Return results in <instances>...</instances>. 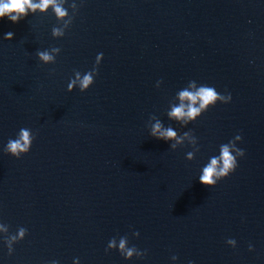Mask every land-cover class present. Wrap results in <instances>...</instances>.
I'll use <instances>...</instances> for the list:
<instances>
[{
	"label": "water",
	"instance_id": "water-1",
	"mask_svg": "<svg viewBox=\"0 0 264 264\" xmlns=\"http://www.w3.org/2000/svg\"><path fill=\"white\" fill-rule=\"evenodd\" d=\"M74 2L60 38L51 9L0 19V223L27 229L11 255L0 233V264H264V0ZM51 47L56 62L43 64L36 52ZM100 53L94 83L68 92ZM192 80L231 101L182 127L166 113ZM152 115L193 132L194 159L187 141L172 150L150 136ZM21 128L35 139L16 158L4 148ZM238 134L235 171L203 185ZM123 236L146 255L105 252Z\"/></svg>",
	"mask_w": 264,
	"mask_h": 264
},
{
	"label": "clouds",
	"instance_id": "clouds-1",
	"mask_svg": "<svg viewBox=\"0 0 264 264\" xmlns=\"http://www.w3.org/2000/svg\"><path fill=\"white\" fill-rule=\"evenodd\" d=\"M68 4V7L65 5ZM68 8L71 9L69 14ZM51 9L58 25L51 30V35L54 38H60L65 35V30L68 29L78 12V6L74 2L68 3V0H0V19L7 17L11 22L18 23L20 20L27 17L30 13L37 12L45 14ZM14 33L8 32L4 35L5 40H12ZM60 48L51 47L47 50H37L36 56L43 64H52L56 62V56L60 53ZM103 58L100 53L96 57V63L92 70L81 74L79 71L74 73V78L70 80L67 86L68 92H72L74 88L78 87L81 92L86 91L93 83L94 77L98 74V66ZM161 82H157L159 87ZM231 101V94H221L214 87L200 84L195 80L189 81L187 86L179 90L173 100L169 103V110L166 115L169 120H174L182 127L194 122L210 107L220 103H229ZM149 133L151 137L159 140H164L170 143V148L176 150L177 147L187 144L192 146V151L186 155L187 160H192L195 153L199 151L197 137L191 130L178 134L171 126H165L160 119L155 115L150 116ZM35 139L32 131L28 128H21L17 133L15 139H9L4 152L13 157L20 158L27 154L31 148L32 142ZM241 135H236L233 140L219 146V155L210 157L207 164L202 168L199 175L200 182L208 187H214L218 181L226 178L229 174L237 168V158L245 155L244 150L236 146L237 141H241ZM0 233H4L3 242L8 248L9 255L13 252V245L20 240H23L27 235L26 228H19L15 234H9L7 225L0 223ZM133 236L138 237L139 232H133ZM226 243L233 248L236 247L235 239H228ZM251 250V245L249 246ZM110 250H118L120 255L126 259L131 260L134 256L143 258L146 255L145 251L138 250L135 246H129L127 236L120 237L117 240L113 237L105 249V252ZM172 260L175 261L177 257L173 255ZM57 264V262H53ZM74 264H79L78 259ZM192 264V262H189Z\"/></svg>",
	"mask_w": 264,
	"mask_h": 264
}]
</instances>
